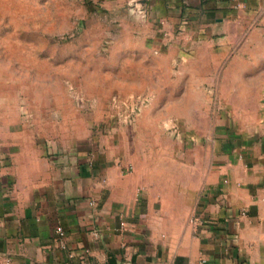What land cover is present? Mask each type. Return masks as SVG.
Returning <instances> with one entry per match:
<instances>
[{"label":"crops","instance_id":"crops-1","mask_svg":"<svg viewBox=\"0 0 264 264\" xmlns=\"http://www.w3.org/2000/svg\"><path fill=\"white\" fill-rule=\"evenodd\" d=\"M146 9L162 40L152 46L169 64L197 42L185 40L203 38L219 79L264 80L254 57L236 55L255 47L243 39L263 20L264 0H147ZM29 114L0 95V264H264V122L226 132L218 118L211 146L153 154L104 140L60 149L35 136Z\"/></svg>","mask_w":264,"mask_h":264},{"label":"rangeland","instance_id":"rangeland-1","mask_svg":"<svg viewBox=\"0 0 264 264\" xmlns=\"http://www.w3.org/2000/svg\"><path fill=\"white\" fill-rule=\"evenodd\" d=\"M141 1L0 0V95L32 111L35 136L60 149L104 140L157 154L211 146L222 130L218 118L226 132L234 123L264 122V80L235 81L228 73L219 79L218 54L198 44L203 38L185 40L197 42L169 64L152 46L159 37L141 18ZM259 23L243 39L255 47L236 55L254 57L260 73L264 18ZM202 89L213 90L209 98ZM255 89L262 97H250ZM162 103L178 109L149 111ZM202 105L211 108L197 111Z\"/></svg>","mask_w":264,"mask_h":264},{"label":"built area","instance_id":"built-area-1","mask_svg":"<svg viewBox=\"0 0 264 264\" xmlns=\"http://www.w3.org/2000/svg\"><path fill=\"white\" fill-rule=\"evenodd\" d=\"M146 19H147V16H146ZM186 23H183L181 25V27L179 28L181 32H184V30L186 29ZM124 226V224H122ZM57 233L58 235L60 236V239H64L65 237V233H64V230L60 227L57 228ZM6 264H11V259H7L6 261Z\"/></svg>","mask_w":264,"mask_h":264},{"label":"water","instance_id":"water-1","mask_svg":"<svg viewBox=\"0 0 264 264\" xmlns=\"http://www.w3.org/2000/svg\"><path fill=\"white\" fill-rule=\"evenodd\" d=\"M142 3L141 4H143V6H142V8H139L140 10V15H141V18L143 19V20H146V16H147V9H146V4H147V1L146 0H144V1H141Z\"/></svg>","mask_w":264,"mask_h":264}]
</instances>
